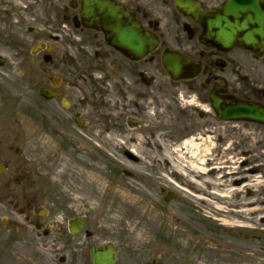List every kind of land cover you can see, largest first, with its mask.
I'll list each match as a JSON object with an SVG mask.
<instances>
[{
    "label": "flooded vegetation",
    "instance_id": "af4514ba",
    "mask_svg": "<svg viewBox=\"0 0 264 264\" xmlns=\"http://www.w3.org/2000/svg\"><path fill=\"white\" fill-rule=\"evenodd\" d=\"M84 1L0 0V49L6 50L0 54L5 57L2 70L20 79L22 90L35 94L32 112L41 135H48L55 144L71 145L86 143L89 137L101 140L111 130H116V134L120 130H137L134 129L137 121L143 128L144 115L166 98L170 80L161 62L164 55L173 53L189 62L196 73L193 79L180 83L187 89L183 95L179 94L183 102L178 111L179 122L194 127L193 139L197 145L204 144L206 138L209 143L227 145L210 153L212 157L206 163L211 166L209 182L193 186L197 190L191 194L192 203L204 204L202 191H225L232 175L263 172V167L256 163L259 161H255L259 155L253 159L262 150L255 148L257 153L249 155L247 146L250 142L262 143L264 126L218 120L211 98L219 102L220 108L235 101L264 108V51L255 53L240 47L222 50L205 42L203 22L224 9L229 17L264 16V0H104L109 6L119 8L140 34L154 42L153 51L139 61L113 47L102 27L98 30L87 27L82 19L87 15ZM258 28L250 26L241 31ZM223 125L235 126L236 130L219 137L216 126ZM235 142L241 145V154L245 157L237 167L229 161V151ZM215 144H212L214 151ZM222 160L225 166H212ZM217 174L223 182L219 187L214 181ZM15 181L21 186L24 180ZM234 186L240 187L234 194L232 189L227 195H221L222 203L236 202L242 193L248 195L242 182L236 181ZM147 188L160 197L159 204L170 203L165 201V191L156 190L160 188L158 185L150 184ZM258 206L264 207L263 203ZM26 221L31 226L38 222L35 218L32 222ZM82 221L84 230L78 236L83 239L77 243L73 240L78 236L69 234L67 222L58 225L50 221L46 225L42 221V233L49 229L46 233L65 243L64 254L58 257L59 264H92L94 251H112L114 264H257L263 258L258 253L249 254L247 249H229L227 241L218 237L217 229L210 223H202L195 215L183 214L180 220H175L178 226L175 236L158 234L150 246L171 249L157 252L114 244L112 250H107L103 248L107 244L94 242V234L87 231L88 222ZM229 234L242 235L240 232ZM263 238L243 235L242 242ZM243 243L228 242L231 247L245 246ZM37 260L36 257L32 264H38Z\"/></svg>",
    "mask_w": 264,
    "mask_h": 264
},
{
    "label": "rangeland",
    "instance_id": "374dc122",
    "mask_svg": "<svg viewBox=\"0 0 264 264\" xmlns=\"http://www.w3.org/2000/svg\"><path fill=\"white\" fill-rule=\"evenodd\" d=\"M4 51L0 49V53ZM21 86L20 79L0 69V161L8 167L6 174L0 177V220H7L4 227L0 226V264H32L36 257L38 264H59L58 257L64 254L65 243L51 234L37 237L33 226L26 221H34L33 212L37 208L48 212L44 219L46 225L50 221L63 224L70 218L86 220L87 231L94 234L97 244L109 243L135 250L151 248L156 252L171 249L150 246L158 234L170 238L175 236L178 230L175 218L180 219L183 214L195 215L202 223H210L216 228L218 237L227 241L229 249L242 248L249 254L258 253L263 258L260 257L262 260L257 264H264V238L243 243V235L229 234L236 225L259 229L264 234V207L258 206L260 203L264 206V134L262 143L250 142L247 146L251 151L249 155L257 153L258 147L262 150L253 159L259 155V160L255 161H259L256 163L263 167V172L238 177L232 175L227 180L225 191L217 189L210 193L201 190L204 204L192 203L189 195L197 190L193 186L201 185V177L209 181L207 171L211 166L206 161L212 157L210 153L227 145L204 143V146L215 144V151H202V164L197 163L194 171L188 167L187 155L174 152L180 142L195 136L193 126L179 122L178 111L183 103L179 94H184L185 85L168 82L166 98L160 102L161 105H153L144 115L145 127L126 132L120 130L117 132L119 135L116 130H111L101 140L89 137L84 144L71 145L55 144L48 135L40 134L32 112L35 94L22 90ZM216 127L219 137L236 130L235 126L229 125ZM123 132L125 134L121 135ZM181 138L183 140L180 141ZM140 143V153L136 156L130 150ZM161 145L166 150L164 154L159 150ZM240 147L235 142L231 147L233 150L229 151V161L236 167L245 158ZM16 148L21 150L19 156L8 150ZM165 154V158L162 157ZM225 165L222 160L212 166ZM124 172H129L132 177L125 176ZM221 177L217 174L214 180L216 187L223 183ZM15 178L24 180L21 186L12 184ZM236 181L242 182L248 195L242 193L236 202L222 203L221 195H227L232 189L234 194L239 189L240 186H234ZM148 183L158 185L157 191H174L185 198L184 202L179 199L180 203L172 202L160 207L157 201L160 197L155 192H149V200ZM141 200L149 201V204H143ZM13 205L24 208L25 214L20 215ZM169 210L176 213L175 218L171 217ZM244 234L256 235L254 232ZM82 237L78 236L73 241L82 242ZM228 242L234 245L239 242L245 246L231 247ZM140 253L144 254L143 251Z\"/></svg>",
    "mask_w": 264,
    "mask_h": 264
},
{
    "label": "water",
    "instance_id": "95a60500",
    "mask_svg": "<svg viewBox=\"0 0 264 264\" xmlns=\"http://www.w3.org/2000/svg\"><path fill=\"white\" fill-rule=\"evenodd\" d=\"M95 9L105 10L104 17L110 19V23H114L110 30L119 44L122 45V50L136 57H140L146 47L147 40L141 39L139 34L134 33L132 26L124 25L116 27V21L119 19L117 10L107 7V4L97 1H91ZM96 19V18H95ZM241 19V18H240ZM237 16L229 17L226 15L225 9L219 16L207 19L204 22L206 41H213L222 48H229L232 44L242 45L245 49L253 51L262 49V41L264 40V31L261 28L264 26V16L251 17L247 16L241 21ZM259 27L257 30L241 31L247 27ZM163 66L173 81L182 79V66L186 63L175 57H168L163 61ZM213 108L217 111L218 117L223 120L230 121H251L264 125V109L244 105L232 104L224 112H220L217 104L213 103ZM5 172V168L0 165V175ZM4 220L1 224L4 226ZM94 264H112L111 255L95 254L93 255Z\"/></svg>",
    "mask_w": 264,
    "mask_h": 264
},
{
    "label": "bare ground",
    "instance_id": "6f19581e",
    "mask_svg": "<svg viewBox=\"0 0 264 264\" xmlns=\"http://www.w3.org/2000/svg\"><path fill=\"white\" fill-rule=\"evenodd\" d=\"M195 142L196 141L194 139L184 140V141L180 142L178 144L177 148L174 150L175 153L183 152L184 155L188 156V158H189L188 167L191 171H194L195 168H197L198 164L199 165L202 164V162L200 161V159L204 158L201 156L202 151H205V153H208L210 150L213 149L212 145H209V146H204V144L197 145V144H195ZM203 143H209L208 138H206V140ZM209 147H210V149H209ZM140 149H141V143L137 144L130 151L134 155L137 156L140 153ZM162 150H164V149H162ZM165 151L166 150H164L162 152L164 153ZM165 156H166V154L163 155L164 158H165ZM198 156L200 158H198ZM167 158H168V156H167ZM179 159H181V157H179ZM197 161H199V162H197ZM206 163H207V161H206ZM177 165H178V163H177ZM178 168L179 167H177L176 169H178ZM208 182L209 181L207 179H205V177H201V180H200L201 185H205Z\"/></svg>",
    "mask_w": 264,
    "mask_h": 264
}]
</instances>
